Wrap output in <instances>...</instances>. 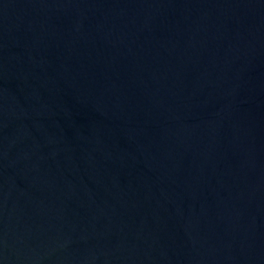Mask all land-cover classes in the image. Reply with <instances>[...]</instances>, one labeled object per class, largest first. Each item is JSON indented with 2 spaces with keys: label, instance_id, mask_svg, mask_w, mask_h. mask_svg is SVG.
I'll use <instances>...</instances> for the list:
<instances>
[{
  "label": "water",
  "instance_id": "obj_1",
  "mask_svg": "<svg viewBox=\"0 0 264 264\" xmlns=\"http://www.w3.org/2000/svg\"><path fill=\"white\" fill-rule=\"evenodd\" d=\"M0 264H264V0H0Z\"/></svg>",
  "mask_w": 264,
  "mask_h": 264
}]
</instances>
